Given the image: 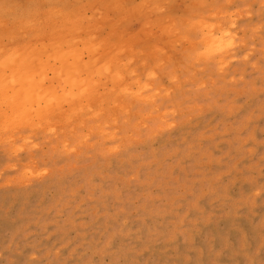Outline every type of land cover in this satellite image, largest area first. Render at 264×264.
<instances>
[{
  "label": "rangeland",
  "instance_id": "rangeland-1",
  "mask_svg": "<svg viewBox=\"0 0 264 264\" xmlns=\"http://www.w3.org/2000/svg\"><path fill=\"white\" fill-rule=\"evenodd\" d=\"M0 264H264V0H0Z\"/></svg>",
  "mask_w": 264,
  "mask_h": 264
}]
</instances>
